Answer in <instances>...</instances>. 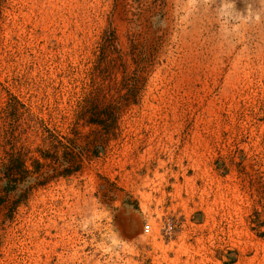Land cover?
<instances>
[{"label": "rangeland", "instance_id": "374dc122", "mask_svg": "<svg viewBox=\"0 0 264 264\" xmlns=\"http://www.w3.org/2000/svg\"><path fill=\"white\" fill-rule=\"evenodd\" d=\"M217 1L0 0V264H264V0Z\"/></svg>", "mask_w": 264, "mask_h": 264}, {"label": "trees", "instance_id": "16d2710c", "mask_svg": "<svg viewBox=\"0 0 264 264\" xmlns=\"http://www.w3.org/2000/svg\"><path fill=\"white\" fill-rule=\"evenodd\" d=\"M122 105L120 103H113L106 106L102 111L95 108L94 111H89L88 115H79L77 121L84 120L88 125H97L101 127L102 130L106 131L107 134L111 132L117 123V117L120 113ZM86 114V112H84ZM98 146H101L99 143ZM33 165L35 166V171L31 172L26 166V159L21 152L12 153L8 158L7 162L3 164L1 168L3 177L5 181L2 187V196H0V206L4 204V200L9 197L12 192L18 189L20 183L26 181L28 178L30 180L31 173H37L39 171L40 163L34 160ZM79 166L73 167V169H65L61 174L69 175L77 171Z\"/></svg>", "mask_w": 264, "mask_h": 264}, {"label": "bare ground", "instance_id": "6f19581e", "mask_svg": "<svg viewBox=\"0 0 264 264\" xmlns=\"http://www.w3.org/2000/svg\"><path fill=\"white\" fill-rule=\"evenodd\" d=\"M216 5L220 8V11L225 16H236L240 15L242 11H246L249 8V5H244L243 8H239L235 6L234 2L232 0H218Z\"/></svg>", "mask_w": 264, "mask_h": 264}]
</instances>
